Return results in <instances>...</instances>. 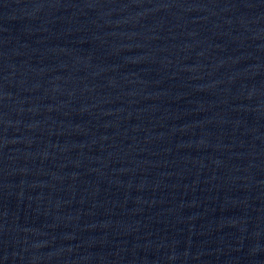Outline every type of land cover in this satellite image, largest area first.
<instances>
[{
    "label": "water",
    "instance_id": "95a60500",
    "mask_svg": "<svg viewBox=\"0 0 264 264\" xmlns=\"http://www.w3.org/2000/svg\"><path fill=\"white\" fill-rule=\"evenodd\" d=\"M0 264H264V0H0Z\"/></svg>",
    "mask_w": 264,
    "mask_h": 264
}]
</instances>
